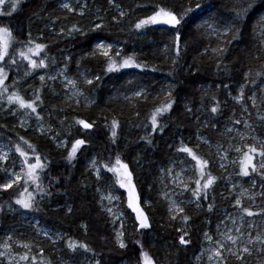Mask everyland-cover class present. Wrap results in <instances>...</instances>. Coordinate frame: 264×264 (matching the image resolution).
Returning <instances> with one entry per match:
<instances>
[{
  "label": "trees",
  "instance_id": "16d2710c",
  "mask_svg": "<svg viewBox=\"0 0 264 264\" xmlns=\"http://www.w3.org/2000/svg\"><path fill=\"white\" fill-rule=\"evenodd\" d=\"M59 1L20 0L16 10L8 12L10 15L0 12V26L9 27L13 33V51L28 44L29 40H34V31L48 26L52 23V18L61 16L62 10L54 6ZM86 1L92 9L98 10L97 20L102 27L87 29L78 22L69 21L68 25L65 24L66 34L69 36L64 35L59 43L52 41L45 44L47 47L37 60L46 59L55 51L66 50L71 54L70 68L74 69L79 52L90 48L94 39L102 38L122 46L120 55L112 56L117 64L122 63L125 57H133L141 67L119 68L109 72V59L97 55L83 58L81 63L99 76L91 85L98 93V104L87 113L67 107L61 110L57 104L46 103L45 89L38 93L42 104L47 105L51 124L58 129L57 141L61 143V139H67L65 148L62 144L53 145L45 136L14 129L8 123L14 116L0 109V135L9 139L13 146L19 143L29 151V162H34V154L19 139L24 137L34 145L36 153L47 165L40 173V182L46 193L37 195L33 208L29 210L49 226L68 233V237L61 243L67 254L98 257L100 264H121L123 261L142 264L141 252L145 251L158 264H189L188 257L192 247L182 246L178 227L182 225L191 229L190 236L193 247L196 248L203 220L209 219L213 224L217 210L223 205L218 191L220 177L212 172L210 163L206 172H211L217 180L207 190V198L202 194L201 199H196L192 192L195 184L188 192L199 205L198 210L195 206L185 207L182 222L173 224L170 220L167 222L159 219L158 214L148 208L150 227L140 229L127 226L125 231L128 247L121 249L114 241L110 222L96 203L93 186L97 179L88 171L85 161L89 156L95 155L101 167L103 164L111 166L118 155L128 165L140 196L147 197L160 210L156 192L148 190V186L155 183L159 171H167L177 159L179 138L198 156L207 160L208 157L201 150L205 151L209 147L196 140L198 131L207 134L210 130L209 137L214 138L213 131L205 124V112L214 115L218 122L228 119L239 108L227 99L226 89L236 90L246 83V92H249L252 86L261 88L264 84V75H257L264 73V41L261 39L257 20L264 10V0H253L254 6L239 17L234 11H239L241 4L246 7L244 0H113L124 9L123 17L113 9L109 10V0ZM196 3L201 7L195 8ZM157 5L177 11L178 15L181 8L191 6L194 11L182 19L178 28L156 24L136 29L135 24L152 15ZM63 16L65 15L62 13ZM64 18L68 19L69 15ZM210 20L211 24L217 22L220 27L223 25L238 29L237 38L232 39V33L225 36L224 32L208 28L205 22ZM74 25L81 31H72ZM177 31L180 33L179 53L175 40ZM70 46L72 48L69 49ZM218 48L224 51H213ZM9 51L13 53L11 47ZM5 59L8 60L7 57ZM15 59V66L7 63V69L14 68L6 80L8 85L19 94L37 88L34 82L28 81L36 76L38 69L25 75L26 61L19 55ZM133 87H142L144 92L132 100L120 97L125 90H132ZM169 91L174 101L172 109L158 117V127L151 133V115L156 107L166 102ZM217 102L218 111L213 113L211 108L217 106ZM250 109L255 114L260 129L264 128V121L260 120V116L264 115L262 105L258 103L254 107L250 106ZM79 120L92 123L93 127L84 129L76 123ZM114 120L118 122V127L115 128L116 136L113 138ZM160 127L163 131H160ZM22 133L26 136L21 135ZM76 139H83L86 143L78 149L74 158L68 159ZM190 158L192 159L191 156ZM102 169L105 176H115L107 169ZM256 174L263 178L258 172ZM34 188V185H29V191ZM17 198L11 191L5 192L0 198V228L17 217V211L13 210V203H16ZM122 198L127 214L135 222L126 205V196L123 195ZM209 205H212L211 210ZM185 216L188 217L187 220L183 219ZM69 240L87 244L92 251L82 248L72 251L67 247ZM152 243L155 246L151 247ZM46 258L49 264H55L49 254Z\"/></svg>",
  "mask_w": 264,
  "mask_h": 264
},
{
  "label": "rangeland",
  "instance_id": "374dc122",
  "mask_svg": "<svg viewBox=\"0 0 264 264\" xmlns=\"http://www.w3.org/2000/svg\"><path fill=\"white\" fill-rule=\"evenodd\" d=\"M11 3V0H5V3L0 5V12L8 13L11 10ZM109 3V10L113 9V11L118 14H120V11H124V9L117 6L113 0H109ZM64 4H68L70 7L65 8L63 6ZM54 6L57 9H61L65 16L68 14L69 18H64L65 16L62 17V13H60L61 16L52 18L50 21L52 23H49L48 26L40 27L39 30L34 31L33 41L42 44H50L52 41L59 43L63 39L64 35L69 36L66 34L65 27V24L68 25L69 21L78 22L87 29H96V25L100 24L99 20H97L98 10L92 9L86 0H60ZM82 12L83 15H81ZM257 20L259 21L258 29L260 32V30H264V10H262V13H260ZM208 22L210 24L212 23L211 20ZM225 27L226 26L223 25L220 27L217 22H214L211 29L215 32H224ZM99 42L111 44L113 46L110 51L111 57L116 54L117 50H122V46L115 41L102 38L94 39L90 48H86L83 50L84 52H79L75 58L76 66L74 69H71L69 65L71 60L70 52L66 50L64 51L65 53L55 51L45 59L48 67L38 69L37 74L35 73L36 76L28 81L29 83L34 82V84L37 85V88L30 89L20 95H22L25 99H32L34 98V93L38 94L42 89H45L47 104H57L61 110L63 107H67L72 110H80L83 113H87L88 110L98 104V93L96 90L91 88V85L93 86L95 80H97V77L99 76L97 75L98 73H93L90 68L84 66L81 63V60L85 57L94 55L102 57L103 59H109L108 57L102 55L101 50L96 49V44ZM27 45L28 44L21 45L18 50L26 51ZM70 48H72V46H70L69 49ZM11 51H13L12 46ZM34 58L37 59V57ZM26 63V69L29 71L30 65L27 61ZM0 67L5 68V71L8 73V77L10 72L14 70V68L11 67L10 69H7V63L4 62H0ZM40 76H44L45 80L41 81L39 79ZM51 77H55V79L53 80ZM85 79L91 80L92 83H85ZM68 80L75 81V87L69 85L67 83ZM5 85L9 86V94L14 92L10 85H8L7 81H5ZM245 85L246 83H243L236 90L226 89L227 99L239 108L235 115L232 114L230 118L221 119L218 122L216 121L214 115L205 112L204 121L207 128L213 131L212 134L214 138L212 139H215L214 141L209 137L210 130L207 134L201 131L196 133V140L200 144H205L209 147V149L201 151H203L208 157L207 160L211 164L212 172L220 177V186L218 191L219 198L223 201V205L217 210L213 224L210 223L209 219L203 220V223L201 222L202 228L196 248L193 247L190 236L191 229L189 227H183L182 225L178 227L177 231L181 233V236H184L185 240L189 241V243L182 244V246L186 247L187 245H191L192 247L191 253L188 257L189 264H209L208 256L211 254L210 250L215 247V244L206 238V233L212 236L213 240H217L221 239L220 233L225 232L227 229H231L232 234L235 235V229L241 228V230L246 233L239 245L241 248L247 243V233H251L253 238L257 233H264V215H261V212L264 211V195H261L264 193V176L263 178H259V175L256 173H251L249 176L240 175L238 162L233 163V161H238L239 159V154L234 150L235 147L244 148V145L246 144H254L257 148H259V142L264 141V128L260 129L257 118L250 109V106L254 107L251 101L253 96L256 98V104L260 103L264 108V103H262V101H264V84H262L261 88L252 86L249 92H246ZM241 89H243L244 92L243 102L235 99L240 95ZM136 92H144V90L142 87H133L132 90H125L123 95L120 94V97L122 99L132 100V98L137 97L135 95ZM6 96L7 94L0 96V109H3L14 116L13 119L8 121L11 127H14V129L18 128L25 133L30 132L45 136L53 143V145L62 144V141L67 142V139H61V143L57 141L58 129L51 124L47 114V105L44 106L41 99L37 102V112H39L43 119L38 120L36 114L30 113V110L26 112L24 109H19V106L15 104L10 107ZM77 100L79 103H76ZM22 121L24 122L23 127H21ZM236 121H240V123L237 124ZM247 125H251V127L249 128ZM40 127L45 129L43 133L39 131ZM150 127L151 133L154 132L152 130V125ZM229 129L231 131H228ZM240 134H243V140L240 139ZM21 135L26 136L23 133ZM53 137H55V139H53ZM253 137H255V139H253ZM177 142V159L173 161L170 169L167 171L161 170L157 173L154 183L156 185L152 184L150 186L149 184V187L147 184L148 190L156 192L157 203L161 207L160 210L157 209V205H152V201L147 197L142 198L140 196L138 188L135 184V179L132 175L131 182L135 185V191L139 196L138 205L147 217L149 225L151 218L148 215V208H151V211L156 215L158 214L160 217H158L159 219H165L167 222L170 220L173 224L182 222V214L184 212L176 210L173 206V202L183 209L187 206H195L197 210L199 209L195 199L188 193L192 185L195 184V180L198 179V168L196 167V162L193 161L187 153L179 151L181 147H189V145H187L181 138H179ZM217 142H222V144H218ZM218 145H222V148L219 151H217ZM229 145H233V148H229ZM66 146L67 144H62L63 148ZM225 150L228 152L227 159L221 160L220 157L223 155ZM0 153H7L9 157L7 161H0V169H8L7 174L0 170V184H3L10 178L13 171H21L23 159L20 154L16 153L11 141L3 135H0ZM259 159L260 157L257 155L254 162L259 161ZM93 160L96 161L95 167L92 165ZM85 163L88 167V171L95 177V179H97V182H95L93 186L95 189L94 198L100 210L106 215L112 226L115 243L119 246L116 240V234L117 232L123 231V241L128 247L125 231L126 227L135 226L143 229L140 227V221L137 219V213L128 206V189L121 188L119 184H116L115 176H105L106 173H104V170L95 155L89 156ZM221 163L224 164L223 168L220 167ZM96 168H100L99 177L97 176ZM174 180L175 183L173 182ZM180 181H184L188 185L187 189L184 188ZM234 185L235 187H233ZM23 186L24 182L21 181L20 184L14 185L13 188L6 191L0 189V198L5 192L9 191L19 196L20 192L23 190ZM164 193H167V198ZM109 194H111L112 197H118V199H112L109 201L106 198ZM123 195L126 196V205L129 207L135 222L132 221L131 216L126 212L125 204L122 198ZM237 198L241 199L244 207H248L251 211L256 213V215L249 217L242 213L240 207L235 204ZM13 204V210L17 211V217L12 218V222H8L4 227L0 228V251L5 250L2 245L5 242H8L13 246V255H23L28 250L24 249L22 244L30 243L31 251L29 252V256L36 257V260L32 262V264H41V262L49 264L50 262L46 258L48 257V254L53 259L55 264H96V261H99L98 257L87 256L84 254H78L75 256L67 254L61 243L68 237V233L49 226L32 210L25 209L21 206L19 207L16 203ZM109 208L112 209L111 213L107 211ZM170 209L172 210L170 211ZM242 215L244 216V220L241 223L240 217ZM233 221L236 223L233 224ZM249 225H252V227H249ZM45 232L48 233L47 236L44 235ZM8 237H12V240L9 241ZM152 246H155V244L152 243L151 247ZM248 246L253 248V252L252 255L244 254L243 264H262L264 257H261L256 251V249L259 248V245ZM225 256L228 257L227 264H242V262L236 260L235 257L228 256L227 252H225ZM0 264H8L7 259L0 257ZM121 264L129 263L127 261H123ZM155 264L158 263L155 262Z\"/></svg>",
  "mask_w": 264,
  "mask_h": 264
},
{
  "label": "snow or ice",
  "instance_id": "6c2138e0",
  "mask_svg": "<svg viewBox=\"0 0 264 264\" xmlns=\"http://www.w3.org/2000/svg\"><path fill=\"white\" fill-rule=\"evenodd\" d=\"M246 3V7L241 4L239 7V11H234V14L236 16H242L247 13L249 9H251L254 6L253 0H244ZM5 3V0H0V5H3ZM20 4V0H13L11 3V10L14 12L17 8V6ZM65 8H69L70 6L68 4L63 5ZM201 5L199 3H196L195 8H200ZM194 9L189 6L187 9H180V15L177 14V11L166 9L162 6H155V10L153 11L152 15L147 16L146 18L140 19L136 24V29H142L149 25H156V24H164V25H171L174 28H178L182 24V19L188 15V13L193 12ZM9 15L11 13H8ZM83 15V12L81 13ZM125 15L124 11H120V16L123 17ZM113 19H116L115 17ZM205 24L211 28L212 24L208 23L207 21ZM102 25L97 24L96 28H101ZM203 27V25L201 26ZM72 31H81L78 27L75 25L73 26ZM229 33H232V39L237 38L239 34L238 29H234L231 26H226L224 28L223 35L227 36ZM261 39L264 41V30L261 31ZM13 33L11 29L7 26H0V62L4 63H10V65L15 66L17 64V60L15 59L16 55H19L23 60H26L28 64L30 65L29 71L25 72V75H30L32 70L40 69V68H47L48 65L45 62V58L35 59L34 57H40L43 50L47 47L45 44L37 43L33 40L28 41L27 50H14L13 53H10L9 49L12 45L13 41ZM175 40L177 44V53H179V41H180V33L179 31L176 32ZM111 44H105L103 42H99L96 44V49L101 50L102 55L109 58V63L107 67V71H116L119 68H126V67H141L140 64L136 63L135 59L133 57H125L122 59V63L117 64V61L110 56V51L112 50ZM214 52H223L224 49L218 48L213 49ZM120 55V50H117L116 56ZM8 58L6 61L5 58ZM251 75V73H249ZM257 75H264V73H257ZM8 79V73L5 71L4 67H0V96H4L7 94V102L9 106L11 107L13 104L18 105L19 109H24L26 112L30 110V113H35L38 120H42L43 117L40 116L39 112H37V102L40 101V96L36 93H34V98L32 99H25L22 95H20L18 92H11L9 94V87L5 85V81ZM39 79L41 81L45 80L44 76H40ZM51 79H55V77H51ZM98 79V77H97ZM67 83L69 85H72L75 87L76 82L73 80H68ZM85 83L91 84V80L85 79ZM136 96H141V92H136ZM71 99V97H70ZM235 99L243 102L244 99V92L243 89L240 91V95L236 97ZM252 105H256V98L253 96L251 98ZM76 103H79L77 100ZM174 101L172 100V93L169 91L167 93L166 102L162 103L160 106L155 108V111L151 115V125L152 130L156 131L158 127V117L162 116L163 114L169 112V110L172 109ZM264 103V101H262ZM189 111H191L189 109ZM218 111V102L217 106H214L211 108V112L216 113ZM260 120L264 121V115L260 116ZM76 123L83 125L84 129H91L93 127L92 123H88L84 120L76 121ZM236 123H240V121H236ZM113 130H112V136L113 138L116 136L115 128L118 127V122L113 121ZM24 126V122H21V127ZM247 127H251V125H247ZM39 131L43 133L45 129L43 127L39 128ZM160 131H163V128L160 127ZM228 131H231L230 129ZM21 141L24 142V144L27 145V148L32 151V153L35 156L34 162H29L31 157L29 154V151H26L19 143L15 144L14 149L16 152L20 154L21 157H23L22 160V167L20 172L13 171L11 173L10 178L3 184H0V189L2 190H8L13 188L14 185L20 184L21 181L24 182L23 190L20 192L18 198L16 199V203L19 204L21 207L25 209H32L35 203V199L37 195H42L46 193L45 187L40 182V173L47 167V165L42 161L41 156L36 153V149L34 145H32L30 142L26 141L24 137L19 138ZM55 139V137H53ZM240 139L243 140L244 136L243 134H240ZM255 139V137H253ZM151 143V141H148ZM85 140L83 139H76L74 143L72 144L71 151L69 153L68 159H72L75 157V154L77 150L85 144ZM62 144H66V142L62 141ZM260 147L257 148L254 144H246L244 145V148L241 147H235V152L239 154L238 161H233V163L239 164L240 175L243 176H249L251 173H259L261 176H264V141L259 142ZM222 148V145L217 146V151H219ZM229 148H233V145H229ZM246 149V150H245ZM179 151L187 153L192 157L193 160L196 161V167L199 169V178L195 180V188L192 190L193 195L196 197L197 200L201 199V196L203 194L204 198H207V190L211 188L216 180L217 177L213 176L211 172H206V168L208 167L209 161L206 159H203L202 157L198 156L196 152L193 151L192 148L183 146L179 149ZM259 156L260 159L257 162H254L256 160V156ZM228 152L227 150L224 151L223 155L220 157L221 160L227 159ZM9 159L7 153H0V161H7ZM93 167L96 165V161H92ZM103 168L107 169L108 172L113 173L116 177L115 183L119 184L121 188L128 189V206L133 209L137 213V219L140 221V227L141 228H149L150 225L148 223L147 217L144 215L143 210L138 205L139 196L135 191V185L132 184V173L128 169V165L124 163L120 157L117 155L115 158L114 163L111 164H103ZM220 167H224V164L221 163ZM4 171L6 174L8 173L7 168L0 169ZM97 176L100 175V168H96ZM203 181V184L201 183ZM175 183V180L173 181ZM180 183L184 186L185 189H187L188 185L184 181H180ZM29 185H34L35 188L33 191H29ZM235 187V185L233 186ZM165 197L167 198V193H164ZM261 195H264L262 193ZM109 201L112 199H118V197H112L111 194H109L106 197ZM236 206L240 207V210L245 215L252 217L255 216L256 213L251 211L248 207H244L242 204L241 199L237 198L235 201ZM173 206L176 210L179 212H183L184 209L180 207L179 205H176L175 202H173ZM199 206V205H197ZM212 205H209V210H211ZM172 209H170L171 211ZM71 211V209H69ZM108 212H112V209H107ZM261 215H264V211L261 212ZM184 220H187L188 217H183ZM244 220V216L242 215L240 217L241 223ZM236 222L233 221V224ZM122 227V225H121ZM249 227H252V225H249ZM236 234H232L231 229H227L225 232L220 233L221 239L213 240V237L205 234L206 238L209 241H212L215 244V247L212 248L211 254L208 256L209 264H227L228 257L225 256V252L228 253V256L235 257L236 260L241 261L242 264L244 262V254L252 255L253 248H250L248 245H259V248L256 249V251L260 254L261 257H264V233H257L256 236L253 238L251 236V233H247V243L241 248L239 245L242 242L243 237L246 235L245 231H242L241 228L235 229ZM44 235H48V233H44ZM124 233L123 231L117 232L116 234V240L119 244L120 248H125L127 245L123 241ZM8 240L11 241L12 237H8ZM180 242L182 244L189 243L188 240L184 239V236L182 235L180 237ZM139 243V242H137ZM2 247L5 249L4 251H0V257L6 258L8 261V264H32L36 260V257L29 256V252L31 251V244L30 243H23L22 247L28 251H26L23 255H13L12 252V244L5 242ZM67 247L71 249L72 251H76L78 248H82L86 251H92V249L89 248L87 244L80 243L77 241L69 240ZM142 247V246H141ZM42 251V250H41ZM142 257V264H155V261L152 259V257L149 255L148 252L142 251L141 252ZM41 264H44V262H41ZM96 264H100L99 261H96ZM262 264H264V261H262Z\"/></svg>",
  "mask_w": 264,
  "mask_h": 264
}]
</instances>
